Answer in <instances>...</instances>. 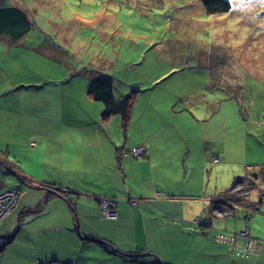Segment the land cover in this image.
Instances as JSON below:
<instances>
[{
    "label": "crops",
    "instance_id": "1",
    "mask_svg": "<svg viewBox=\"0 0 264 264\" xmlns=\"http://www.w3.org/2000/svg\"><path fill=\"white\" fill-rule=\"evenodd\" d=\"M20 44L0 36V192L21 184L15 169L31 182L21 184L16 206L0 221V257L11 248V264H28V250L29 264H264V142L260 138L262 160L251 145L264 119L242 118V87L234 96L208 92L204 85L201 92L202 86L171 81L178 66L158 67L152 81L166 77L163 89L155 87L146 102L139 100L138 91L127 122L120 114L105 119L103 105L86 90V102L72 100L69 109L60 102V108L49 100L42 104L39 88L24 96L19 71L7 56ZM98 73L89 76L87 84ZM145 83L142 73L139 87ZM116 88L118 97L130 89ZM165 92L175 102L173 108L156 104ZM140 145L147 147L145 157L125 152ZM246 155L252 157L246 161ZM252 173L260 187L249 202L258 204V196L257 208L263 212L253 214L251 226L245 215L247 201L237 202L229 215L235 217L241 207L239 217L260 240L258 251L242 259L215 241L221 229H241L235 226L237 217L229 227V216L219 217L213 209L227 205L226 194L235 178H251ZM57 189L72 191L78 198L71 205ZM185 193L193 199L181 200ZM218 194L221 199L215 201ZM101 197L120 201L118 219L102 218ZM133 198L135 202H129ZM200 203L204 210L198 209ZM38 205V210L28 211ZM205 217L211 226L197 223ZM22 231L26 243L17 241Z\"/></svg>",
    "mask_w": 264,
    "mask_h": 264
},
{
    "label": "rangeland",
    "instance_id": "2",
    "mask_svg": "<svg viewBox=\"0 0 264 264\" xmlns=\"http://www.w3.org/2000/svg\"><path fill=\"white\" fill-rule=\"evenodd\" d=\"M230 1V11L215 14L208 13L201 0H0V6H18L33 21L30 34L15 49L22 50L24 43L23 52L12 51L7 56L17 67L16 72L19 71L21 93L28 96L31 89L39 88L37 95L42 104L49 100L60 108L56 105L60 102L69 109L73 108L72 100L86 102L87 80L97 72L114 77L115 85L120 88L128 84V79L142 86L143 73L146 83L142 90L133 86L140 88L142 96L139 95V100L146 102L155 87H165L161 88L166 77L152 81L158 67L178 66L180 71L171 81H177L179 85L193 84L197 88L204 85L208 92L230 96L242 87L245 96L242 118L255 116L262 120L264 0ZM33 39H37L36 48L30 46ZM204 86L200 88L201 92ZM156 104L161 109L175 106L168 92L162 94ZM165 120L171 122L170 118ZM255 133L251 145L258 152L257 160H262L260 138L264 142V124L256 128ZM40 155L43 157L42 153ZM251 157L246 155L244 160ZM251 179L257 181L253 173ZM259 187L254 181L252 191L247 195L249 201ZM180 199L193 198L185 193ZM255 199L258 202V196ZM244 208L250 225L253 214L258 211L254 210L250 215L248 208ZM198 209L204 210L202 203ZM241 211L242 208L237 207L236 216H229V227H233V219L237 217L235 226L245 228L244 217H239ZM209 221L211 223L205 217L198 223L208 226ZM254 223L257 224V220ZM17 241H29L24 231ZM10 249L2 252L0 264H11L7 254L14 258L15 253ZM31 255L28 250L24 257L28 264Z\"/></svg>",
    "mask_w": 264,
    "mask_h": 264
},
{
    "label": "trees",
    "instance_id": "3",
    "mask_svg": "<svg viewBox=\"0 0 264 264\" xmlns=\"http://www.w3.org/2000/svg\"><path fill=\"white\" fill-rule=\"evenodd\" d=\"M201 2L205 10L210 14L225 13L227 11H230L232 8V2L230 0H201ZM32 28H33V21L30 19L29 15L27 14L25 10H23L22 8L18 6H13V5L0 6V36H7L15 40V42L21 41L24 36H28L30 34ZM36 41L37 39L32 40L30 44L32 48H34ZM39 42H40V39L38 38V43ZM22 45L24 46V44ZM124 86H127L128 88H130L129 91L125 93L124 96L118 97L116 95V85H115L114 77L103 74V73H99V75H96L95 77L89 80L87 87H86V92L91 99L97 100L103 104L102 118L108 119L115 114H120L123 117L125 122H127V120L130 118V114H131L132 108L135 104V100L138 94L137 92L140 91V88L135 87L138 85H135V86L130 85L129 82L128 84H125ZM126 153L129 154L128 152ZM129 155L135 158H140L132 154H129ZM146 155L147 153L142 155L141 157H145ZM261 170H264V162L261 164ZM17 174L19 175L22 182L28 180V183L30 184L31 182L30 178L28 179L26 176L20 173H17ZM263 178H264V175H263ZM254 181L257 182L254 179L252 180L251 178H248V184H247L245 193L240 198L238 197L232 198V200L234 201H237V200H240L241 202L247 201L249 204L248 210L250 211V215L253 214L254 210H257L259 212V209H260V207L257 208L256 203L250 204L249 200L247 199V195L250 194L252 191ZM57 190H58L57 192L60 194L64 192L70 194L71 199H68L66 197L64 198L68 199L71 205H73L72 203L74 202V199L78 198V195L75 193H72V191H69V190L63 191L64 189H57ZM263 194H264V190L262 192V195ZM111 198L116 202L114 208L117 210L118 215L113 218L111 217L110 218L103 217V218L115 220L119 218L118 203L120 201L114 197H111ZM235 198H238V199H235ZM140 200H146V199H140ZM260 200L261 199L259 198L258 204L261 203ZM129 202L134 203L135 202L134 198L133 200H130ZM39 208L40 206L38 205V206H35L34 208H30L28 211L38 210ZM215 241L220 244H224L229 250L228 244L217 241L216 238H215ZM252 254H255V253H252ZM232 255L234 257L242 258V259H246L251 256L249 255L246 257H242V256H238L235 254H232ZM46 263L54 264L52 261H47Z\"/></svg>",
    "mask_w": 264,
    "mask_h": 264
},
{
    "label": "built area",
    "instance_id": "4",
    "mask_svg": "<svg viewBox=\"0 0 264 264\" xmlns=\"http://www.w3.org/2000/svg\"><path fill=\"white\" fill-rule=\"evenodd\" d=\"M129 154H132L136 157H141L142 155L147 153V147L145 145H140L133 147L132 149L126 150ZM215 161H219V157H215ZM24 184L28 183L27 181H23ZM248 184V178H242L233 187L227 192V196L229 198H234L235 196L243 195L246 191ZM21 188V186H20ZM64 197L71 199L70 194L63 193ZM4 197V198H3ZM18 193L17 191L11 190L7 191L0 195V221L1 219L10 211L12 210L17 202H18ZM213 199L218 201L221 197L214 196ZM101 216L113 218L118 215L117 210L114 208L116 202L111 197H101ZM231 206H219L215 207L213 211L218 216H228L233 214ZM199 220H197L198 223ZM210 224V221H209ZM208 224V225H209ZM215 238L217 241L224 242L229 245V252L231 254H235L238 256L246 257L258 251L259 242L260 240L253 236L250 232L249 227L245 229H241L238 231H228L226 229L219 230ZM52 264V263H46Z\"/></svg>",
    "mask_w": 264,
    "mask_h": 264
},
{
    "label": "water",
    "instance_id": "5",
    "mask_svg": "<svg viewBox=\"0 0 264 264\" xmlns=\"http://www.w3.org/2000/svg\"><path fill=\"white\" fill-rule=\"evenodd\" d=\"M242 178H244V179H247V177H245V176H239V177H237L236 179V181H235V183L234 184H236L238 181H240ZM215 196H218V197H221V195H215ZM229 201H228V203H227V205L226 206H231L230 208H232V211H234L235 212V209H236V204H237V202H241L240 200H237V201H234V200H232V199H229V198H227ZM226 206H224V207H226ZM233 212V213H234ZM145 253H135L134 255H137V256H140V255H144ZM160 263L162 264V262L160 261Z\"/></svg>",
    "mask_w": 264,
    "mask_h": 264
},
{
    "label": "bare ground",
    "instance_id": "6",
    "mask_svg": "<svg viewBox=\"0 0 264 264\" xmlns=\"http://www.w3.org/2000/svg\"><path fill=\"white\" fill-rule=\"evenodd\" d=\"M11 190L17 191L18 196H19L20 193H21V188H20V186H19V184H18V185H14V186H12V187H9V188H7L6 190L0 192V195L3 194V193H5V192H7V191H11ZM61 195H62V193H61ZM3 198H4V197H3Z\"/></svg>",
    "mask_w": 264,
    "mask_h": 264
},
{
    "label": "flooded vegetation",
    "instance_id": "7",
    "mask_svg": "<svg viewBox=\"0 0 264 264\" xmlns=\"http://www.w3.org/2000/svg\"><path fill=\"white\" fill-rule=\"evenodd\" d=\"M242 195H238V196H235V197H238V198H240ZM226 198H229L228 196H227V194H226ZM238 198H235V199H238ZM229 199H231V198H229ZM234 214V213H233ZM230 215H232V214H230ZM229 216V215H228Z\"/></svg>",
    "mask_w": 264,
    "mask_h": 264
},
{
    "label": "clouds",
    "instance_id": "8",
    "mask_svg": "<svg viewBox=\"0 0 264 264\" xmlns=\"http://www.w3.org/2000/svg\"><path fill=\"white\" fill-rule=\"evenodd\" d=\"M15 171L17 172V173H20V171L19 170H16L15 169ZM21 174V173H20ZM28 178V177H27ZM29 179V178H28ZM21 184H24V182H21ZM21 184H19V186H21ZM27 184V183H26Z\"/></svg>",
    "mask_w": 264,
    "mask_h": 264
}]
</instances>
